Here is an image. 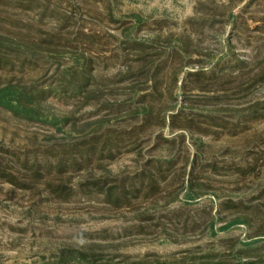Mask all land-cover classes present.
<instances>
[{"label": "rangeland", "instance_id": "rangeland-1", "mask_svg": "<svg viewBox=\"0 0 264 264\" xmlns=\"http://www.w3.org/2000/svg\"><path fill=\"white\" fill-rule=\"evenodd\" d=\"M12 1L0 0V31L33 26L43 39L61 29V38L70 37L69 30L96 34L94 48L85 42L79 48L96 60V74L106 82L90 105L50 101L46 114L60 130L0 111L2 150L41 154L79 144L101 126L102 134L110 130L123 135L139 126L140 120L131 118L137 116L135 107L141 106L143 95L154 96L143 106L154 105L156 117L123 142L114 159L96 158L88 170L57 175L28 190L0 180V264L39 263L67 249L99 255L106 264H178L264 246V116L253 120L241 110L249 101L263 100L264 91L246 102L236 100L257 71L249 68L233 83L228 77L217 84L187 78L197 71L235 73L240 62L250 60L251 50L264 43V0H40L43 6L29 12ZM45 6L59 12L58 21L41 17ZM231 14L248 19L251 32L227 24ZM204 17L224 23L209 30L201 25ZM259 26L263 29L256 31ZM126 40L156 47V64L172 48L182 49L157 89L130 77L138 68L129 62L133 55L125 51ZM56 67L35 70L23 83L43 86ZM11 80L18 82L19 76L0 73V86ZM129 106L133 109L126 113ZM207 115L227 120L228 129H210L218 133L209 137L190 129L193 121L201 129L210 126ZM8 158L12 160L0 153L3 164ZM160 171L166 177L157 179L159 190L154 192L149 178ZM143 174L147 177L140 181ZM93 180H116L134 192L126 204L114 207L102 195L84 193L81 185ZM62 181L74 190L68 201L54 199L46 190V184ZM229 262L250 261L239 257Z\"/></svg>", "mask_w": 264, "mask_h": 264}, {"label": "trees", "instance_id": "trees-1", "mask_svg": "<svg viewBox=\"0 0 264 264\" xmlns=\"http://www.w3.org/2000/svg\"><path fill=\"white\" fill-rule=\"evenodd\" d=\"M14 2L17 9H23L26 12L34 11L37 8L40 9L43 6L40 0H14ZM257 2L258 0L254 1V3ZM42 12V18L56 21L59 19V12L56 9L49 10L48 6H45ZM199 12L200 10H198V14ZM216 15L218 14L215 13L214 17ZM137 19L138 23H142L140 18L137 17ZM217 23L223 25L224 22L218 20L208 21L205 18L201 25L203 28L206 27L209 30H213ZM226 23H235L234 29L238 30V32H251L248 19H245L244 16L235 17L231 14ZM23 28L18 30L20 32L0 31V73H16L19 76L18 82L11 80L0 86V111L27 123L50 125L60 130L62 128H58L55 125L56 120L46 114V111L49 110L47 105L52 104L50 101L59 100L67 102L73 100L90 105L99 98L98 94L106 82L103 77H99L96 74V60L93 57H88L89 54L81 52L79 48L83 42L94 48L97 36L96 34H87L83 31L72 33L69 30L68 33L70 34L68 35L71 36L61 38V35L64 33L61 29L57 32L46 33L43 39L42 37L38 38L39 31L37 33L33 26H23ZM262 29L263 26H259L256 28V31H261ZM33 31L36 35L32 34ZM62 39L67 43H62ZM124 43L125 51L128 50L133 55V60L129 62L136 64L138 68V71L135 73L130 72V77L133 79H144L145 83L154 84L155 89H157V85H159L161 78L164 76L163 73L168 68L171 69L176 62V58H180L182 54L181 48H172L168 52L167 59L156 64L157 62L154 60V53L157 51L156 47L147 44V42H137L134 40H126ZM263 52L264 43H258L255 49L251 50L250 60L238 64V69L235 72L237 75H234L235 73L229 74L223 69L211 75H207L203 71H197L190 73L187 78L192 82L203 80L209 84H217L228 77L229 83H233L238 79L241 80L246 75L245 72L249 68H252V71H257V73L252 80L243 85L244 89L240 91L242 94H238L236 97V100L242 102L249 101L252 95L264 91ZM127 59L128 54L125 55V60ZM65 62L69 63V65L64 64ZM49 64L56 65L57 67L53 75L46 80L43 86H39L36 82L23 83L25 78L29 77L32 72L35 70L45 71ZM251 64L252 67H250ZM201 89H204L203 86ZM153 98L152 94L143 95L139 98L138 103L142 108L141 106L135 107L136 111L138 110L137 113L135 112L137 116L131 118L139 119V126L133 130L127 129L123 135L110 132V130L102 134L101 126L79 144L55 146L48 151H43L41 154L36 151L25 153L21 156L15 152L11 153L0 148V153L12 157V160L8 158L4 164L0 160V180L19 189L28 190L32 189V185H36L57 175L62 177L67 173L88 170L96 158L99 160L114 159L115 151H120L123 142L134 139L135 133L138 130L145 129L154 121L156 117L155 106L151 105L149 108L143 106L148 103L150 104V100H154ZM215 100L220 101L219 98ZM132 109L129 106L125 112L130 113ZM140 109H143L141 113H139ZM241 110L244 115L253 120L263 117L264 98L263 100L249 101L247 106ZM118 111L121 113L120 110ZM204 118H211L212 123L210 126L201 129L202 127L194 124L193 121V125L190 128L198 131L204 137L217 135L218 132L210 129H228L230 123L227 120H221L209 115ZM164 122L169 123V120L165 119ZM162 142L163 144H174L172 141L167 140H162ZM16 168L19 170H16ZM14 169L19 171V173H16ZM146 177L147 175L143 174L138 179L142 181ZM165 177L166 172L160 171L155 177L149 178L150 180L152 179L151 188L154 192L159 190L156 182L157 179H164ZM28 180L31 181V186L27 184ZM81 186L85 189L84 193L87 195H102L106 203L114 207L126 204L130 199V195L134 192L129 191L125 187V183L124 185H120L116 180L114 182L105 181L103 183L93 180V182L89 181L87 184ZM191 186L194 187V185ZM46 190L54 199L61 201H68L74 195L73 188L64 184L63 181L58 185L46 184ZM230 257L232 259L243 257L250 261L248 262L249 264H264V246L249 251L238 252L237 256H224L217 259L206 257L199 262L195 259H186L187 262L183 261L178 264H231L232 262H229L232 261V259L229 260ZM102 260L103 258L99 255H89L80 251L67 249L61 250L50 259L43 258L41 262H35L34 264H106ZM158 264L167 263L158 262Z\"/></svg>", "mask_w": 264, "mask_h": 264}]
</instances>
